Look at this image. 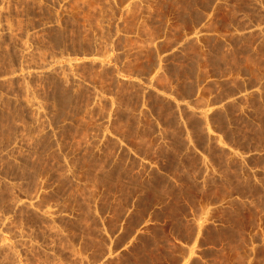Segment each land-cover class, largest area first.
<instances>
[{
	"label": "rangeland",
	"instance_id": "obj_1",
	"mask_svg": "<svg viewBox=\"0 0 264 264\" xmlns=\"http://www.w3.org/2000/svg\"><path fill=\"white\" fill-rule=\"evenodd\" d=\"M177 89H217L214 128L264 150V0H0V264L144 260L157 153L213 133Z\"/></svg>",
	"mask_w": 264,
	"mask_h": 264
},
{
	"label": "crops",
	"instance_id": "obj_2",
	"mask_svg": "<svg viewBox=\"0 0 264 264\" xmlns=\"http://www.w3.org/2000/svg\"><path fill=\"white\" fill-rule=\"evenodd\" d=\"M200 28L190 26L193 33ZM216 93L201 103L199 91L185 96L177 89L167 101L174 111L178 101L191 116L204 114L213 133L173 135L157 153L153 174L160 181L147 185L160 199L130 233L131 252L144 259L132 264H264V150L235 149L232 137L214 128L218 110L228 106L212 99Z\"/></svg>",
	"mask_w": 264,
	"mask_h": 264
}]
</instances>
